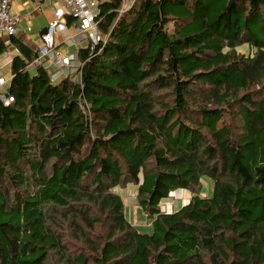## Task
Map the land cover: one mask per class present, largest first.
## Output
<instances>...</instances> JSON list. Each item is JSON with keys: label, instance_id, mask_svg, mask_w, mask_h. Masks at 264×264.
Here are the masks:
<instances>
[{"label": "trees", "instance_id": "obj_1", "mask_svg": "<svg viewBox=\"0 0 264 264\" xmlns=\"http://www.w3.org/2000/svg\"><path fill=\"white\" fill-rule=\"evenodd\" d=\"M117 5L80 80L30 70L38 49L11 38L0 264H264V0ZM129 183L151 233L114 191Z\"/></svg>", "mask_w": 264, "mask_h": 264}, {"label": "built area", "instance_id": "obj_2", "mask_svg": "<svg viewBox=\"0 0 264 264\" xmlns=\"http://www.w3.org/2000/svg\"><path fill=\"white\" fill-rule=\"evenodd\" d=\"M115 0H52L53 14L40 34L38 46L39 65L44 66L53 82L64 78L80 80L84 61L77 53L62 49L63 44H74L94 51L106 41L101 25L104 21L103 5ZM138 0H118L114 8L117 19L129 11ZM22 18L13 11V0H0V42L11 43V38L19 33ZM31 30V27H28ZM3 54V53H2ZM94 55V53L92 54ZM3 61L0 56V99L5 105L14 100L9 93L13 73H4L3 69L11 62Z\"/></svg>", "mask_w": 264, "mask_h": 264}, {"label": "rangeland", "instance_id": "obj_3", "mask_svg": "<svg viewBox=\"0 0 264 264\" xmlns=\"http://www.w3.org/2000/svg\"><path fill=\"white\" fill-rule=\"evenodd\" d=\"M50 12V9H45V13L42 16H38L35 20L34 29L38 30L45 22L47 14ZM63 49H66V45H62ZM247 50L246 46L241 47V51ZM142 177V175H141ZM205 190L211 192L210 179H206ZM137 188L138 186L129 183L124 186H117L114 188V191L119 193L123 198L125 204V215L127 219L133 223L137 229L141 232L151 233L153 231V219L152 217L147 216L138 204L137 198ZM202 196H206V193H202ZM192 197V191L187 189H179L171 192L169 196L163 199L160 202V209L162 212H174L180 205H184L190 201Z\"/></svg>", "mask_w": 264, "mask_h": 264}, {"label": "crops", "instance_id": "obj_4", "mask_svg": "<svg viewBox=\"0 0 264 264\" xmlns=\"http://www.w3.org/2000/svg\"><path fill=\"white\" fill-rule=\"evenodd\" d=\"M53 3L52 0H13V11L17 13L22 21L19 25V33L16 36L22 43L33 48L34 50L38 49L40 43V34L45 26L48 24V21L52 18L53 14ZM50 9V12L47 14L46 22L38 29L35 30V20L38 16H42L45 13V9ZM31 27V30H28V27ZM65 51L75 52L80 57V50L82 47L71 44H65ZM12 50H4L0 56L3 61L13 60L14 56L18 53L16 48H13L12 41L9 45H7ZM62 48V47H61ZM63 49V48H62ZM38 59V58H37ZM37 59L29 65L30 70H34L37 65H39V61ZM81 59V58H80ZM12 60L7 66L3 69L4 73H8L11 71V63Z\"/></svg>", "mask_w": 264, "mask_h": 264}]
</instances>
